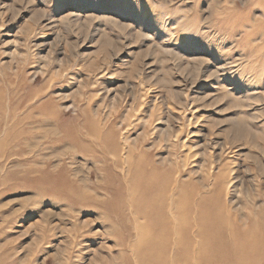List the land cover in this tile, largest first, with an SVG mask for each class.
I'll use <instances>...</instances> for the list:
<instances>
[{
    "label": "rangeland",
    "instance_id": "obj_1",
    "mask_svg": "<svg viewBox=\"0 0 264 264\" xmlns=\"http://www.w3.org/2000/svg\"><path fill=\"white\" fill-rule=\"evenodd\" d=\"M129 137L135 159L169 154L211 195L199 181L234 168L238 208L228 191L223 210L264 246L259 0H0V264H122L96 204L127 203L105 170Z\"/></svg>",
    "mask_w": 264,
    "mask_h": 264
},
{
    "label": "bare ground",
    "instance_id": "obj_2",
    "mask_svg": "<svg viewBox=\"0 0 264 264\" xmlns=\"http://www.w3.org/2000/svg\"><path fill=\"white\" fill-rule=\"evenodd\" d=\"M259 1L264 16V0ZM74 18L72 21L74 23L80 19L78 15H75ZM103 19L110 21L106 17ZM124 26L128 27V24ZM27 29L24 28V30ZM39 29L41 28L39 27ZM140 35L147 37L145 34ZM107 43L105 42V44ZM10 53L12 52L10 51ZM26 55H28L27 52ZM167 129L169 130V128ZM236 129H238V133H241L247 128L244 125L236 124ZM169 134L171 135V133L167 135L169 136ZM163 136L161 137L163 138ZM129 139L130 137L124 141L122 139L123 146L121 148L112 144L110 148L112 154L111 158L107 160L108 163L104 156L99 159L100 162L103 160L108 166L111 165V169L104 168L106 169L105 179L108 184L110 183V187L116 190V199L127 203L124 206L120 204L123 208L112 206L110 202V204L105 202L96 204L97 207L108 210V214H104V220L107 221L112 236L119 241L122 252L118 257L123 262L122 264H259V260L264 257L261 230L256 227L257 225L250 229L239 225L234 216L223 210L225 203L220 200L223 192L228 195V191H230L232 195L228 196V202L235 206V209L238 208L237 189L241 179L234 168H230L228 176H224L223 172L212 175L214 187L210 186L209 182L199 181L201 187L207 184L209 192H214L211 195L207 190L192 189L189 186L192 184L191 181L178 179L182 170L174 171L166 168L165 163L171 160L169 154L159 156L155 161L161 166L154 165V160L148 158V155L146 163L135 159L137 151L130 146L134 141L131 142ZM192 145L189 146V149L193 147ZM202 166L203 162L197 163L198 173ZM113 168L115 170H112ZM190 171L196 173L193 169ZM62 197L71 207L75 204H80L84 209L89 207L86 203L73 200L70 193L63 194ZM107 204L112 207L108 208ZM127 210L128 212H126ZM139 219H143V222Z\"/></svg>",
    "mask_w": 264,
    "mask_h": 264
}]
</instances>
